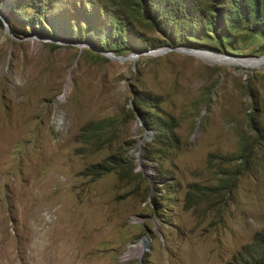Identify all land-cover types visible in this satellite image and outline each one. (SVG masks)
<instances>
[{
  "label": "rangeland",
  "instance_id": "rangeland-1",
  "mask_svg": "<svg viewBox=\"0 0 264 264\" xmlns=\"http://www.w3.org/2000/svg\"><path fill=\"white\" fill-rule=\"evenodd\" d=\"M262 57L264 0H0V264H264Z\"/></svg>",
  "mask_w": 264,
  "mask_h": 264
},
{
  "label": "bare ground",
  "instance_id": "bare-ground-1",
  "mask_svg": "<svg viewBox=\"0 0 264 264\" xmlns=\"http://www.w3.org/2000/svg\"><path fill=\"white\" fill-rule=\"evenodd\" d=\"M207 57L209 58V59H211V60H213V61H223V60H226V58H222L221 56H219V55H213V54H207ZM257 63H259V64H261V63H263L264 62V57H262L261 59H259V60H257L256 61ZM45 91V90H44ZM12 132V131H11ZM11 132H5L4 130L3 131H1V129H0V141H2V139H3V137H8V138H10L9 137V135L11 134ZM17 133V131H14V133ZM13 136L12 137H14L15 135L14 134H12ZM18 135V134H17ZM17 137V136H16ZM6 139V138H5ZM6 140H8V139H6ZM10 140H12V138L10 139ZM11 142H15L14 140H12ZM6 143H7V141H6ZM62 143V142H61ZM61 143L59 144V141L57 142V144L55 145V148L57 149V147L58 146H60L61 145ZM53 147V146H52ZM51 149V148H50ZM0 161H1V158H0ZM140 248H141V245H140ZM143 249V248H142Z\"/></svg>",
  "mask_w": 264,
  "mask_h": 264
}]
</instances>
